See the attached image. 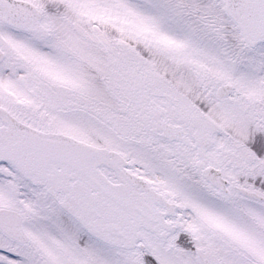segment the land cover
Returning a JSON list of instances; mask_svg holds the SVG:
<instances>
[{
    "label": "snow or ice",
    "instance_id": "obj_1",
    "mask_svg": "<svg viewBox=\"0 0 264 264\" xmlns=\"http://www.w3.org/2000/svg\"><path fill=\"white\" fill-rule=\"evenodd\" d=\"M0 264H264V0H0Z\"/></svg>",
    "mask_w": 264,
    "mask_h": 264
}]
</instances>
